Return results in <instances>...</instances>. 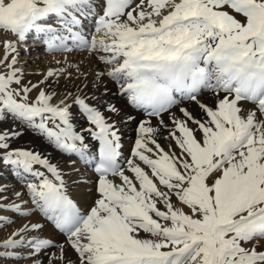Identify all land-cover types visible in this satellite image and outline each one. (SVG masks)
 Here are the masks:
<instances>
[{
	"label": "snow or ice",
	"instance_id": "1",
	"mask_svg": "<svg viewBox=\"0 0 264 264\" xmlns=\"http://www.w3.org/2000/svg\"><path fill=\"white\" fill-rule=\"evenodd\" d=\"M0 30L17 38L2 43L0 122H19L96 174L80 181L93 185L82 211L57 164L12 147L22 130H0V163L24 185L12 199L0 185V213L27 220L0 239V264H264V0H0ZM30 34L48 52L95 58L94 89L117 85L141 117L120 121L136 123L127 156L113 119L121 108L80 85L57 100L68 68L25 82L18 41ZM14 223L0 214V230Z\"/></svg>",
	"mask_w": 264,
	"mask_h": 264
},
{
	"label": "bare ground",
	"instance_id": "2",
	"mask_svg": "<svg viewBox=\"0 0 264 264\" xmlns=\"http://www.w3.org/2000/svg\"><path fill=\"white\" fill-rule=\"evenodd\" d=\"M11 36L15 38V35L11 34ZM17 40V38H16ZM28 42H24L25 45H27L26 48H23V58L27 57L28 55H31L30 53L27 54V50L30 51V48H33L32 50H35L32 54L35 52L41 54L43 56V68L45 70L39 71V74L46 73L50 68L49 63L53 62L56 63L58 66L55 69L61 68L59 65H61L62 62H64L65 68L71 69L68 67L70 64L79 65L80 71L87 74V79H84L83 76L80 77V79H71L66 81L63 77L60 78L59 85L54 86L56 91L59 93V96L57 97V100L59 98H62L64 91H65V85L67 84V89L69 91H73L75 94V86L80 85L82 88V91L79 93L80 95L88 94L89 96L95 94L97 97H99L100 101L103 102H110L115 104L117 107L122 109L121 116H113V119L118 122V126L122 133V144H123V151L124 154L127 156L130 152L131 147L134 144L135 140V128L136 123L128 122V123H121L122 117H124L126 114H131L139 120L141 117L137 116L136 110L132 109L131 106H128L126 104V101L122 99L119 95H117V85L110 80H105L104 84H101L99 86V89H94L92 85V81L94 79V74L97 71V67L100 65L97 63L96 59L89 56L85 52H78L73 51L71 53L66 52H56L54 54L53 52H48L46 50V45L43 43V37L41 36V39L37 42L35 41V34H30L28 39ZM19 42V41H18ZM23 43V41H20ZM71 46V45H69ZM43 47V48H42ZM44 51V52H43ZM20 55V54H19ZM38 57L37 55L32 56L31 58ZM57 61H60V63H57ZM27 62V61H26ZM55 65V66H56ZM38 79H42V75L37 76ZM35 83L36 81H32ZM87 85V87H83V85ZM107 86L108 93L106 95H102V91L104 89V86ZM200 99L209 104L213 105L215 103V100L211 93L205 92ZM92 104H97L98 101H89ZM185 107L189 108L192 112H194L197 116H200V110L195 104L189 103L187 101L184 102ZM75 109V108H74ZM76 112L77 110H73ZM177 115H179V112L177 111ZM146 118V117H145ZM167 119V117H165ZM78 126L84 124L83 119H77L74 121ZM153 123H155V120H153ZM15 126L17 129L23 131V135L19 138L15 139L12 142V147L14 148H25L30 149L36 152H40L42 155L48 156V158L51 160L52 163L57 164L65 173H66V180L69 185V194L70 196L77 202L79 207L82 209V211H87L88 208L91 206L92 203V196L86 195L87 190L89 188H92V184H83L80 183L82 179H87L89 181H92L95 179V172H94V165H85L83 161H80L79 158L75 155L69 156L68 154H64L56 150L51 144H49L42 136H39L35 133H33L32 130L24 128L22 125L19 124L17 121H13L11 119H7L3 122H0V130L9 128ZM79 130V128L77 129ZM161 143L167 147L166 142L161 140ZM94 144V142H93ZM96 148L93 146L92 151L95 152ZM74 160L75 164H70L69 161ZM78 170V171H77ZM73 181H76V183H73ZM0 185H9L10 190L6 193V195L9 197V199H12L14 197V193L16 191H21L24 188V185L21 181H19L14 174L12 173V169L10 166H4L2 163H0ZM25 199H27L25 197ZM19 202V201H17ZM6 216H9L13 220H15V223L4 228L7 230L6 233L4 232V229L0 230V239L7 238V236L14 231L15 229L19 228L23 223H26V219H22L16 214H13L11 212H4L0 213ZM29 220H32L33 222H41L45 224V229L43 231V235L45 236H57L58 233H56L54 227L46 222L42 216L34 215L32 217L28 218ZM6 264H30L29 261L25 260H17V261H7Z\"/></svg>",
	"mask_w": 264,
	"mask_h": 264
},
{
	"label": "rangeland",
	"instance_id": "3",
	"mask_svg": "<svg viewBox=\"0 0 264 264\" xmlns=\"http://www.w3.org/2000/svg\"><path fill=\"white\" fill-rule=\"evenodd\" d=\"M5 40L15 41L16 36L14 38V36L13 37L11 36V33H7V32H4L3 30H0V58H2L4 55V49L2 47V43ZM28 41L29 40L23 41V43L20 41L18 42V50H19L20 55L18 56L19 63L17 64V67L23 69L25 82H27V81H36L37 82L38 80H40L37 78V76L40 75L39 71L45 70V68L42 67V66H44V64H43L44 60H43V56L41 54H39L38 52L37 53L35 52L34 54H32L35 51V50H32L33 48H30V51L29 50L25 51V52H27V54L30 53L31 55H28L27 57L23 58V56H22L24 54L23 48L27 47V45H25L24 42H28ZM31 51H33V52H31ZM53 53L56 54V52H53ZM34 55H37L38 57L31 58ZM55 65H56V63L51 62V63H49L48 68L55 69L58 67L57 65L56 66ZM59 67L65 68L64 62H62L61 65H59ZM100 68H101V66L97 67L96 70H99ZM0 70H2V69H0ZM68 71L72 73V79L73 78L75 79V76L78 74L76 69L71 68V69H68ZM36 94L37 93L35 91L33 93H31V98L34 99ZM73 110H77V109H73ZM6 232H7V230L4 229L3 233H6Z\"/></svg>",
	"mask_w": 264,
	"mask_h": 264
}]
</instances>
